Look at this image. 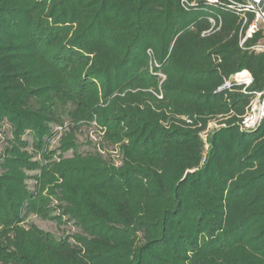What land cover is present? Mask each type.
Instances as JSON below:
<instances>
[{
  "label": "trees",
  "instance_id": "trees-1",
  "mask_svg": "<svg viewBox=\"0 0 264 264\" xmlns=\"http://www.w3.org/2000/svg\"><path fill=\"white\" fill-rule=\"evenodd\" d=\"M242 25L203 0H0V264H264V118L240 125L264 95V32L241 48ZM243 71L250 86L221 90ZM93 123L120 166L79 152Z\"/></svg>",
  "mask_w": 264,
  "mask_h": 264
},
{
  "label": "rangeland",
  "instance_id": "rangeland-1",
  "mask_svg": "<svg viewBox=\"0 0 264 264\" xmlns=\"http://www.w3.org/2000/svg\"><path fill=\"white\" fill-rule=\"evenodd\" d=\"M217 126L218 125L216 123L210 124L208 131L214 130ZM52 130L53 132H55V136L52 140L49 141L48 145H50L49 150L55 153V157H54L55 160L56 157H59L61 155V152L59 150L61 146L60 140L61 137L67 131L65 130V128H61L57 124H54L52 126ZM12 135L13 132L11 131L10 126L8 124H5L0 131V155L4 153V150L6 149L7 146V141L12 138ZM207 135L205 136L204 140L207 139ZM76 136H77V142L79 144L80 153L82 154L95 153L100 151L101 154L104 156V158H106L107 160H112L117 164V166H120L121 158L118 157L119 155L115 150V147L103 141L102 134L100 133V129H98L94 123L92 125H83V127H81L77 132ZM23 140L28 143L27 149L33 155L34 161L42 160L41 151L39 152L35 148V146H33V139L30 132L25 134ZM100 149L103 151H101ZM69 156H72V151H70L68 154H65L63 157H69ZM28 175H29V179L27 180L28 189L31 190L32 192H35L36 183H37L36 177L38 176V172H28ZM31 225H36L41 230L43 229L45 232L53 234L56 237V239L72 236L73 234L80 232V230L77 228V226L74 224L73 221L66 222L60 225L55 221L40 219L36 215H29L27 217L25 226L27 227Z\"/></svg>",
  "mask_w": 264,
  "mask_h": 264
},
{
  "label": "built area",
  "instance_id": "built-area-1",
  "mask_svg": "<svg viewBox=\"0 0 264 264\" xmlns=\"http://www.w3.org/2000/svg\"><path fill=\"white\" fill-rule=\"evenodd\" d=\"M203 2L208 7L228 9L240 17V21L243 22L241 30V48L247 40L253 39L257 33L261 31L264 32V0H203ZM182 5L186 10L195 6V4H190L187 1H183ZM249 15L253 16L252 20H250ZM210 23L216 25L215 19H210ZM210 32L211 31L208 33ZM249 50L264 52V41L259 42L256 46L249 48ZM148 54L152 56L151 51H149ZM244 73L247 74L245 75ZM161 76L164 78L163 75ZM252 83L253 80L250 73L248 71H243L242 73L232 76L221 90L229 89L234 84L250 86ZM257 95V98L252 101L247 109V113L241 121L240 125L243 131L255 130L264 118V95L262 93H258ZM159 98H161V96H159ZM207 133L208 130L202 134L203 139Z\"/></svg>",
  "mask_w": 264,
  "mask_h": 264
},
{
  "label": "bare ground",
  "instance_id": "bare-ground-1",
  "mask_svg": "<svg viewBox=\"0 0 264 264\" xmlns=\"http://www.w3.org/2000/svg\"><path fill=\"white\" fill-rule=\"evenodd\" d=\"M245 75L247 74V73H244Z\"/></svg>",
  "mask_w": 264,
  "mask_h": 264
}]
</instances>
